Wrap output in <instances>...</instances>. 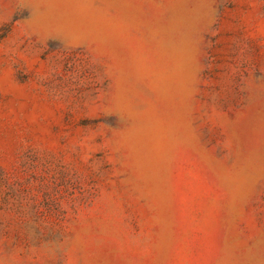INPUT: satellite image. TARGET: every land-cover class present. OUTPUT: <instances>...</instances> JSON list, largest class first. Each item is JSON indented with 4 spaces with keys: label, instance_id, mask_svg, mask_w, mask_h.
I'll return each mask as SVG.
<instances>
[{
    "label": "rangeland",
    "instance_id": "rangeland-1",
    "mask_svg": "<svg viewBox=\"0 0 264 264\" xmlns=\"http://www.w3.org/2000/svg\"><path fill=\"white\" fill-rule=\"evenodd\" d=\"M0 264H264V0H0Z\"/></svg>",
    "mask_w": 264,
    "mask_h": 264
}]
</instances>
